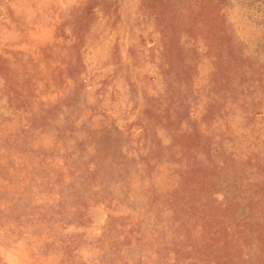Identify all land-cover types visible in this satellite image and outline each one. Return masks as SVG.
Returning a JSON list of instances; mask_svg holds the SVG:
<instances>
[{
	"label": "rangeland",
	"instance_id": "374dc122",
	"mask_svg": "<svg viewBox=\"0 0 264 264\" xmlns=\"http://www.w3.org/2000/svg\"><path fill=\"white\" fill-rule=\"evenodd\" d=\"M0 264H264V0H0Z\"/></svg>",
	"mask_w": 264,
	"mask_h": 264
}]
</instances>
